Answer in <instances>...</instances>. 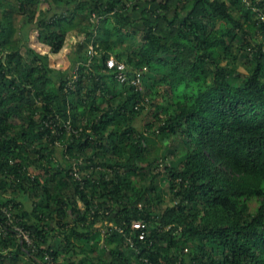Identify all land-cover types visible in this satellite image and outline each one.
Wrapping results in <instances>:
<instances>
[{"label": "trees", "instance_id": "16d2710c", "mask_svg": "<svg viewBox=\"0 0 264 264\" xmlns=\"http://www.w3.org/2000/svg\"><path fill=\"white\" fill-rule=\"evenodd\" d=\"M45 255L264 264V0H0V264Z\"/></svg>", "mask_w": 264, "mask_h": 264}, {"label": "rangeland", "instance_id": "374dc122", "mask_svg": "<svg viewBox=\"0 0 264 264\" xmlns=\"http://www.w3.org/2000/svg\"><path fill=\"white\" fill-rule=\"evenodd\" d=\"M45 7H44V5L43 4H39L38 5V7H37V10L39 11V10H43ZM22 23V20L20 21V24ZM83 38V36H81V35H76V34H74L73 32H71V33H68V35H67V37H66V40H65V50L63 51V53H62V56H60V57H52V59H53V62L52 63H55V66H54V68H56L55 70L58 72V71H60L61 73L62 72H64L63 74H69V76H70V74H72L73 73V71L75 70L74 69V67H72L68 72H65V71H63V61H64V59H66L67 57H68V52L69 53H73V52H75L76 51V49L78 48V42L81 40ZM140 38H141V33H139V34H137V41H139L140 40ZM30 42H29V44H27L25 41L23 42V44H25V45H30L31 47L32 46H35V47H38V48H40V49H42L43 51L46 49L45 48V46L44 45H42V44H40V42L38 41V39L36 38V36H35V34H33V33H31V37H30ZM23 52H24V49H23ZM74 69V70H73ZM75 75H74V79H75ZM143 116L145 117V119L146 120H148V119H150V116L148 115V114H143ZM140 119H137V121H139ZM145 121V120H144ZM138 123H140V121L138 122ZM142 123H144V122H142ZM68 126V125H67ZM68 128H69V126H68ZM162 137H159V139H161ZM173 138H170L169 140H168V142H166V144H167V146L168 147H171V145L173 144ZM55 159L57 160V161H62V157L63 156H61V152H57L56 154H55ZM171 157H173L172 155L171 156H169V157H167L165 160H164V162L163 163H161L160 162V170H162L163 169V167H164V165L165 164H167V165H170V161H171ZM175 158H177L176 156H175ZM169 159V160H168ZM76 177H77V175H76ZM169 203V197H167L166 199H165V201L163 202V206H166L167 204ZM250 211H254L255 210V208H256V206H257V202L256 201H251L250 202ZM1 210H3L4 212L6 211V209L5 208H2L1 207ZM7 215H8V213H7ZM15 228H17V227H15ZM25 259V258H24Z\"/></svg>", "mask_w": 264, "mask_h": 264}, {"label": "built area", "instance_id": "2783aa9c", "mask_svg": "<svg viewBox=\"0 0 264 264\" xmlns=\"http://www.w3.org/2000/svg\"><path fill=\"white\" fill-rule=\"evenodd\" d=\"M92 20H95L94 16L92 17ZM87 54L90 59L89 62H91V59L96 55V51L92 45L89 46ZM105 63L108 69H113L115 71V76L117 80L121 83L137 84L141 79L142 73L146 70L145 67L141 68L135 71L134 74L130 77L128 75L127 66L124 62L117 61L113 56H110L106 59ZM142 228L143 225L139 221H134L131 224V229L139 231L138 238L141 240L145 238V232L144 230H142ZM16 230H18V236L20 237L22 242L26 241L28 244L31 242L30 237L27 233H25L19 228H16ZM44 260L45 262L37 261V264H55V262L49 255H45Z\"/></svg>", "mask_w": 264, "mask_h": 264}, {"label": "water", "instance_id": "95a60500", "mask_svg": "<svg viewBox=\"0 0 264 264\" xmlns=\"http://www.w3.org/2000/svg\"><path fill=\"white\" fill-rule=\"evenodd\" d=\"M22 242V241H21Z\"/></svg>", "mask_w": 264, "mask_h": 264}]
</instances>
